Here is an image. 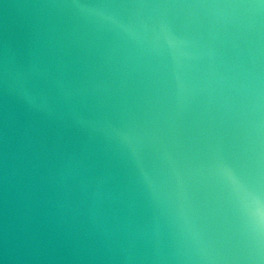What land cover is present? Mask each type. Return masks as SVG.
<instances>
[{
	"label": "water",
	"instance_id": "obj_1",
	"mask_svg": "<svg viewBox=\"0 0 264 264\" xmlns=\"http://www.w3.org/2000/svg\"><path fill=\"white\" fill-rule=\"evenodd\" d=\"M0 264H264V0H0Z\"/></svg>",
	"mask_w": 264,
	"mask_h": 264
}]
</instances>
